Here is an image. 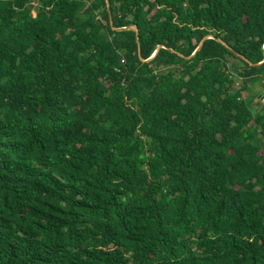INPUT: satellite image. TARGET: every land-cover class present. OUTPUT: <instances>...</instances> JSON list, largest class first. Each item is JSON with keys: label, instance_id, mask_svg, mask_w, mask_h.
I'll return each instance as SVG.
<instances>
[{"label": "trees", "instance_id": "obj_1", "mask_svg": "<svg viewBox=\"0 0 264 264\" xmlns=\"http://www.w3.org/2000/svg\"><path fill=\"white\" fill-rule=\"evenodd\" d=\"M263 45L264 0H0V264H264Z\"/></svg>", "mask_w": 264, "mask_h": 264}, {"label": "rangeland", "instance_id": "obj_2", "mask_svg": "<svg viewBox=\"0 0 264 264\" xmlns=\"http://www.w3.org/2000/svg\"><path fill=\"white\" fill-rule=\"evenodd\" d=\"M255 91H259V95L257 98L254 99V103L252 104L251 108L253 112H260V108H259V102L260 101H264V88H261L260 86H255L254 87Z\"/></svg>", "mask_w": 264, "mask_h": 264}, {"label": "water", "instance_id": "obj_3", "mask_svg": "<svg viewBox=\"0 0 264 264\" xmlns=\"http://www.w3.org/2000/svg\"><path fill=\"white\" fill-rule=\"evenodd\" d=\"M129 29H133L134 31H136V29L134 27H129ZM263 51H264V45H263ZM155 53H156V51L153 53V55L150 58H152L155 55ZM262 62H264V58H263Z\"/></svg>", "mask_w": 264, "mask_h": 264}]
</instances>
